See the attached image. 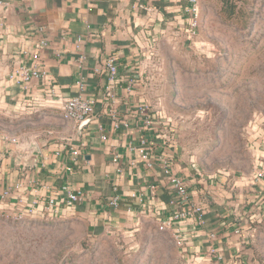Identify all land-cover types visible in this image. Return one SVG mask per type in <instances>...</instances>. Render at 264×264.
<instances>
[{
	"label": "crops",
	"instance_id": "1",
	"mask_svg": "<svg viewBox=\"0 0 264 264\" xmlns=\"http://www.w3.org/2000/svg\"><path fill=\"white\" fill-rule=\"evenodd\" d=\"M1 1L0 63L7 69V75L0 101L10 103L5 109L11 117L15 110L28 116L45 110L39 118L46 126L39 131H25L17 137L16 144L0 145V192L7 185L19 183L21 188L17 194L22 204H27L46 200L66 184L72 190L80 191L82 199L66 206L63 214L87 220L92 229H110L143 217L153 220L152 205L167 213L164 208L170 192L159 166L148 170L134 153L127 150L128 142L137 138L139 129L134 124L115 132L109 128L103 60L112 55L118 66L113 92L120 116L135 104L148 103L159 115L166 117L169 111L164 110L163 98L167 94L162 91L163 86L166 89L171 83L167 84V77L162 75L163 53L167 46L171 48L170 39L187 37L194 0ZM78 37H81L80 43H77ZM41 38L48 41L47 46H39ZM80 56L84 57L82 62L78 61ZM34 57L46 66L54 80L53 104L48 103L46 83H31L29 90L33 92L34 100L29 102L24 99L25 91L10 77L18 63ZM79 77L86 84L83 93L95 100V116L82 132L76 122L62 118L59 108L62 99L80 93L74 85ZM129 81L134 87L127 94L125 88ZM98 124L104 127L106 140L100 139ZM69 137L75 144L85 143L80 164L72 172L64 169L68 160L66 155L54 154L57 142ZM35 147L38 157L34 164L21 168L16 156L26 158ZM164 151L171 158L174 170L186 179L194 197H202L207 202L205 224L200 227L186 223L182 242L189 246L192 254L203 256L205 260H209L207 246L213 243L226 259H230L241 236L233 233L231 221L240 217L244 220L245 210L250 211V208L245 205L241 213L232 201L220 198L222 189L214 190L219 187L214 177L201 174L197 167L180 157L178 146L166 145ZM115 155L119 156L118 163L113 162ZM150 182L157 184L151 197L147 187ZM244 187L247 188L244 198L248 204L254 200V187L249 181H245ZM113 192L121 198L117 208L106 203ZM5 201L0 198L1 209L9 205ZM249 227L248 223L244 226L247 231ZM211 232L216 234L214 240L210 238Z\"/></svg>",
	"mask_w": 264,
	"mask_h": 264
},
{
	"label": "rangeland",
	"instance_id": "2",
	"mask_svg": "<svg viewBox=\"0 0 264 264\" xmlns=\"http://www.w3.org/2000/svg\"><path fill=\"white\" fill-rule=\"evenodd\" d=\"M194 5L196 35L170 39L163 53L162 75L171 83L163 86V106L179 156L214 177L219 197L242 213L250 206L244 183L264 159V0ZM6 75L0 63L1 100ZM9 104L0 101L1 133L20 138L46 126L40 111L28 116L15 110L11 117ZM245 211L244 220H235L244 233L231 258L264 264V206ZM188 247L149 217L92 229L80 217L19 220L0 208V264H214Z\"/></svg>",
	"mask_w": 264,
	"mask_h": 264
},
{
	"label": "built area",
	"instance_id": "3",
	"mask_svg": "<svg viewBox=\"0 0 264 264\" xmlns=\"http://www.w3.org/2000/svg\"><path fill=\"white\" fill-rule=\"evenodd\" d=\"M0 0V5H2ZM198 27L197 9L193 5V14L188 22V35L195 36ZM81 37L77 38V43H80ZM39 46L45 47L48 41L41 38L38 41ZM84 60L83 56L78 58L79 62ZM104 74L107 78V83L104 87V101L106 102V114L109 119V128L111 131H118L121 127L128 129L131 125H135L139 129V134L134 141H129L127 150L134 153L136 157L142 162L144 167L148 170H153L157 165L162 173L163 179L166 181L167 188L170 192V197L165 205L167 213H163V209L156 205L152 210L154 213L153 221L156 223L157 229L161 231H169L180 243L184 236L185 224L190 222L194 226L202 227L205 224L204 216L207 212V202L204 198L194 197L189 191L186 179L184 176L176 172L173 167V162L170 157L165 154L164 148L166 145H175L176 132L173 128L172 122L165 116L159 115L148 103H138L134 107L129 108L125 115L120 116L116 107V96L113 92L115 82L117 81L118 66L114 56L107 55L103 60ZM10 77L19 84L25 91L24 99L32 102L34 99L33 92L29 90L31 83L34 81H42L47 84V96L50 100L48 103L53 104L54 89L53 78L46 66L36 57L33 60L18 63L13 69ZM74 85L79 89L78 95L69 96L60 101V111L62 118L72 120L77 123L78 130L84 131V127L94 118L95 109L94 98L86 96L83 92L86 89L84 80L79 77L74 81ZM134 84L129 81L126 85V93H130ZM48 104V107L51 105ZM45 113V110L41 112ZM87 120L83 125L80 124ZM97 129L101 132L100 139L106 140L107 136L104 132V127L101 124L97 125ZM159 140H162L159 141ZM17 137L9 134L0 133V145L16 144ZM84 142L75 144L72 137L61 139L57 142V149L55 155L59 156L65 154L68 158L64 165V169L72 172L78 166L79 160L82 156ZM113 162H119V156L113 157ZM131 164H134L132 161ZM249 184L252 185L254 200L249 201L250 211L255 207L264 206V159L258 162V166L249 178ZM150 197L157 190V184L150 182L148 184ZM21 185L14 183L5 186L0 192V198L6 202L8 206L2 210H6L14 219H24L27 217H51L58 218L65 216L62 210L66 206H70L82 199V193L78 190H72L68 185H62L56 193L48 196L46 200H36L27 204H22V199L17 194L20 192ZM115 189V188H114ZM149 197V198H150ZM11 199V202H9ZM121 198L118 193L111 194L107 198V205L112 208H117ZM149 206V205H148ZM240 218L231 221L233 233L241 235L244 230L243 227L237 224L235 220H242ZM215 232L210 233V238L214 240ZM207 254L209 260H213L214 264H244V260L235 257L226 259L217 245L210 243L207 246Z\"/></svg>",
	"mask_w": 264,
	"mask_h": 264
},
{
	"label": "water",
	"instance_id": "4",
	"mask_svg": "<svg viewBox=\"0 0 264 264\" xmlns=\"http://www.w3.org/2000/svg\"><path fill=\"white\" fill-rule=\"evenodd\" d=\"M87 122V120L83 121L81 124H80V127L81 125L85 124ZM9 151L6 152V154H8ZM11 155H13V153H11ZM38 157V149L35 147L33 151H31V153L29 154L28 157L26 158H21V157H17L16 156V159L20 165V167H26V166H31L34 164L35 160L37 159Z\"/></svg>",
	"mask_w": 264,
	"mask_h": 264
}]
</instances>
